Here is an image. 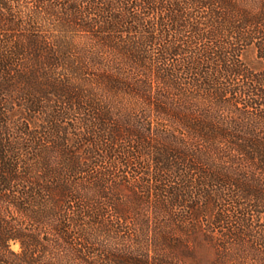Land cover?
<instances>
[{"label":"trees","instance_id":"16d2710c","mask_svg":"<svg viewBox=\"0 0 264 264\" xmlns=\"http://www.w3.org/2000/svg\"><path fill=\"white\" fill-rule=\"evenodd\" d=\"M0 264H264V0H0Z\"/></svg>","mask_w":264,"mask_h":264},{"label":"rangeland","instance_id":"374dc122","mask_svg":"<svg viewBox=\"0 0 264 264\" xmlns=\"http://www.w3.org/2000/svg\"><path fill=\"white\" fill-rule=\"evenodd\" d=\"M253 52H250L248 55H247V57H248V59L250 60V61H253ZM10 247L13 249V250H15V251H19L20 250V243L18 242V241H16V240H12L11 242H10Z\"/></svg>","mask_w":264,"mask_h":264}]
</instances>
